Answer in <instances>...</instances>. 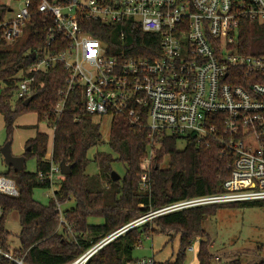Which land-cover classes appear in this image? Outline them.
I'll return each mask as SVG.
<instances>
[{
    "label": "built area",
    "instance_id": "obj_1",
    "mask_svg": "<svg viewBox=\"0 0 264 264\" xmlns=\"http://www.w3.org/2000/svg\"><path fill=\"white\" fill-rule=\"evenodd\" d=\"M22 2L15 12L5 4L14 14L0 21V31L9 45L15 44L32 20L31 0ZM38 12L50 25L46 47L63 49L57 54L34 53L36 62L17 83V100L34 95L39 74L63 65L68 76L63 99L55 108L57 115L63 113L70 94L81 91L88 114L112 121L122 116L147 131L149 155L143 189L150 186L146 170L166 137L194 138L199 146L218 142L235 156L222 193L151 213L106 237L69 264H87L108 244L159 216L264 201V0H69L64 4L40 0ZM127 24L158 38L146 56L120 57L106 41L88 32L97 31L99 25ZM252 34L260 39L244 43L242 38ZM247 50L260 53L244 52ZM40 178L45 177L41 174ZM47 178L54 188L65 176L59 165H52ZM0 194L18 197L15 181L0 175ZM56 204L59 231L73 235L61 204ZM4 217L5 210L0 207V258L25 264L2 245ZM200 243L197 239L187 247V253L194 255L191 264H197ZM215 261L220 264L218 257ZM134 264L161 263L151 257Z\"/></svg>",
    "mask_w": 264,
    "mask_h": 264
},
{
    "label": "trees",
    "instance_id": "obj_2",
    "mask_svg": "<svg viewBox=\"0 0 264 264\" xmlns=\"http://www.w3.org/2000/svg\"><path fill=\"white\" fill-rule=\"evenodd\" d=\"M47 1L64 4L69 0ZM39 4L40 0H31L30 35L25 42L9 45L0 31V115L11 140L15 121L24 114H36L38 123H45L53 130V153L51 161L47 160L50 136L38 132L27 142L23 154L26 162L30 158L37 160V171L29 173L25 167L23 172L17 173L9 168L4 174L16 182L19 190L18 197L0 194V207L5 210L1 236L4 249L23 259L25 264H69L106 237L151 213L192 198L222 193L224 182L231 176L235 156L218 142L199 146L194 138L176 136L166 137L156 151L146 170L150 189H142L148 156L147 131L122 116L112 121L108 141L110 151H98L90 158L94 149L105 144L103 118L86 112L81 91L70 94L62 114L55 113L63 99L68 76L61 64L36 77L35 98L28 106L24 105L25 99L15 98L19 78L36 62L34 53L57 54L63 49L55 51L46 47L50 25L44 23L38 12ZM9 9L0 4V21L5 19ZM88 32L106 41L111 51L120 57L146 56L152 41L158 39L143 34L131 24L99 25L97 31L89 29ZM258 38L252 34L242 39L249 45ZM261 40L263 42V38ZM28 148H31L30 152ZM62 162L72 167L71 174L56 183L55 198L44 206L34 199V191L52 188L48 173L52 165L60 166ZM93 162L98 164L99 173L90 176L87 169ZM116 162L124 166L125 175L113 181L112 165ZM41 174L44 179L40 178ZM57 202L61 205L74 202V207L63 211L66 221L73 226V235L59 231ZM241 207H264V201L199 207L156 217L108 244L87 264L135 263L134 252L142 238L155 234L170 236L172 240L175 236L180 238L176 259L166 264H186L187 247L197 239L201 240L197 264H214L216 257L211 253V239L204 229V222L215 217L220 209ZM13 213L18 214L21 224L20 246L15 250L9 246L10 233L5 227L7 217ZM91 220H102V223H90ZM0 264L12 263L0 258ZM257 264H264V259Z\"/></svg>",
    "mask_w": 264,
    "mask_h": 264
},
{
    "label": "rangeland",
    "instance_id": "obj_3",
    "mask_svg": "<svg viewBox=\"0 0 264 264\" xmlns=\"http://www.w3.org/2000/svg\"><path fill=\"white\" fill-rule=\"evenodd\" d=\"M79 1L83 3L85 0ZM0 4L11 6V9L14 12L18 11L23 6L22 0H0ZM13 16V12L7 14L8 18H12ZM23 31V34L17 39L15 44H22L28 39L30 28L26 26L23 28ZM111 124L112 120L110 118H103L102 134L105 144L98 149H94L89 155L90 158H93L98 151L106 153L110 151L108 141L110 138ZM36 125H39L38 131L47 133L50 136L47 160L52 158L53 130L48 128L45 123H38L37 116L32 113L24 114L15 121L11 140H9L4 118L0 115V148L5 146L9 141H12V153L14 156H19L25 149L26 143L35 138L37 130L29 127ZM183 147L184 144L181 145V148ZM112 167L113 172L117 173L120 176V179L124 177L125 168L122 164L116 162ZM26 171L29 173L37 171L36 159L30 158L27 160ZM7 172L8 167L0 154V175H4ZM98 173L99 166L97 163L93 162L88 167L87 174L95 176ZM55 189V185L54 188L47 190L36 189L34 191V199L40 204L46 206L51 202V199L54 198ZM148 189H150V186L149 188H144V190ZM61 206L62 211H64L74 207V202ZM90 223L99 224L102 223V220H91ZM5 227L7 232L10 233L9 246L11 250L19 248L20 243L18 235L21 233V224L18 214L13 213L7 217ZM204 229L211 239V253L216 258H219L218 262L220 264H229L233 261L239 262V264H257L264 259V251H258L260 248L264 250V207L220 209L215 217L205 220ZM179 239V236H175L172 240L170 236L162 234H155L150 237L144 236L141 245L134 252V258L137 261L143 258L154 257L155 260L161 264L168 261H174L180 248ZM193 260L194 255L188 254L186 264H191Z\"/></svg>",
    "mask_w": 264,
    "mask_h": 264
},
{
    "label": "water",
    "instance_id": "obj_4",
    "mask_svg": "<svg viewBox=\"0 0 264 264\" xmlns=\"http://www.w3.org/2000/svg\"><path fill=\"white\" fill-rule=\"evenodd\" d=\"M34 95L30 98L26 99L24 102L25 106H28L33 100ZM11 141H9L5 146H3L0 149V154L3 157L5 164L7 165L8 169L12 168L15 172H23L26 167V158L24 156H14L11 149ZM31 151V148H28V152ZM72 167L70 165H67L66 162H62L60 164V171L63 176H68L71 174ZM112 179L113 181L120 180V176L113 172L112 173Z\"/></svg>",
    "mask_w": 264,
    "mask_h": 264
},
{
    "label": "crops",
    "instance_id": "obj_5",
    "mask_svg": "<svg viewBox=\"0 0 264 264\" xmlns=\"http://www.w3.org/2000/svg\"><path fill=\"white\" fill-rule=\"evenodd\" d=\"M32 114H34V113H32ZM36 115V114H35ZM37 116V115H36ZM38 118V117H37ZM38 126L39 125H36V126H33V127H29V128H35L36 130H37V133L38 132H40V131H38ZM37 133H36V135H37ZM41 133H44V132H41ZM47 134V133H46ZM35 135V136H36ZM11 143H12V141H11ZM27 144V143H26ZM26 152V146H25V149L22 151V153L19 155V156H23V154ZM48 160H51V158H49Z\"/></svg>",
    "mask_w": 264,
    "mask_h": 264
}]
</instances>
